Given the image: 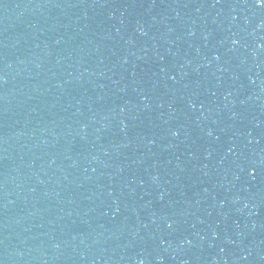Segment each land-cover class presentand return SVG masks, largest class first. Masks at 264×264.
Listing matches in <instances>:
<instances>
[{
	"label": "water",
	"instance_id": "water-1",
	"mask_svg": "<svg viewBox=\"0 0 264 264\" xmlns=\"http://www.w3.org/2000/svg\"><path fill=\"white\" fill-rule=\"evenodd\" d=\"M0 264H264V4L0 0Z\"/></svg>",
	"mask_w": 264,
	"mask_h": 264
},
{
	"label": "snow or ice",
	"instance_id": "snow-or-ice-1",
	"mask_svg": "<svg viewBox=\"0 0 264 264\" xmlns=\"http://www.w3.org/2000/svg\"><path fill=\"white\" fill-rule=\"evenodd\" d=\"M260 3L264 4V0H260Z\"/></svg>",
	"mask_w": 264,
	"mask_h": 264
}]
</instances>
